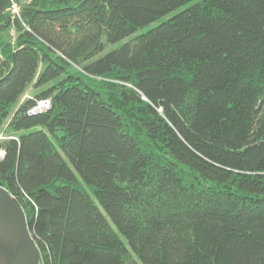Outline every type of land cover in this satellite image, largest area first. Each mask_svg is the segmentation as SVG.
I'll return each mask as SVG.
<instances>
[{
    "label": "trees",
    "instance_id": "1",
    "mask_svg": "<svg viewBox=\"0 0 264 264\" xmlns=\"http://www.w3.org/2000/svg\"><path fill=\"white\" fill-rule=\"evenodd\" d=\"M191 1L0 0V181L39 264H264V0L101 55Z\"/></svg>",
    "mask_w": 264,
    "mask_h": 264
},
{
    "label": "water",
    "instance_id": "2",
    "mask_svg": "<svg viewBox=\"0 0 264 264\" xmlns=\"http://www.w3.org/2000/svg\"><path fill=\"white\" fill-rule=\"evenodd\" d=\"M40 250L25 210L0 181V264H39Z\"/></svg>",
    "mask_w": 264,
    "mask_h": 264
},
{
    "label": "rangeland",
    "instance_id": "3",
    "mask_svg": "<svg viewBox=\"0 0 264 264\" xmlns=\"http://www.w3.org/2000/svg\"><path fill=\"white\" fill-rule=\"evenodd\" d=\"M199 1H202V0H192L191 2H188V3H186L185 5H183L181 8L172 11L171 13H169V14H167V15H165V16L159 18V19H157L156 21H154V22H152V23H150V24H148V25H146V26H143V27L138 28L134 33H132V34L129 35L128 37L123 38V39H121V40H119V41H117V42H115V43H107V44H106V47H105V50L101 53V55H103V54H105V53H107V52H109V51H111V50H113V49H115V48H118V47L121 46L124 42L128 41V40L131 39L132 37H134V36H136V35H138V34H141V33L145 32V31H147V30L150 29L151 27H153V26H155V25H158L161 21L168 19L171 15H173V14L176 13L177 11H180L181 9H184V8L190 6L191 4L196 3V2H199ZM28 92H29V95H30V94L32 93V90L30 89V90H28ZM3 136H4V135H3ZM0 140H2V138H0ZM3 155H4V152L0 150V159L3 157Z\"/></svg>",
    "mask_w": 264,
    "mask_h": 264
},
{
    "label": "built area",
    "instance_id": "4",
    "mask_svg": "<svg viewBox=\"0 0 264 264\" xmlns=\"http://www.w3.org/2000/svg\"><path fill=\"white\" fill-rule=\"evenodd\" d=\"M12 10L15 14L19 13V7L15 3L13 4ZM50 106H51L50 100L45 99V100L39 101L37 105H35L30 111L31 113H38V112H41L43 110L50 108ZM0 138L4 139L5 136L0 134Z\"/></svg>",
    "mask_w": 264,
    "mask_h": 264
}]
</instances>
